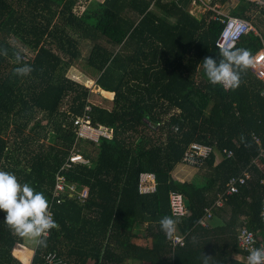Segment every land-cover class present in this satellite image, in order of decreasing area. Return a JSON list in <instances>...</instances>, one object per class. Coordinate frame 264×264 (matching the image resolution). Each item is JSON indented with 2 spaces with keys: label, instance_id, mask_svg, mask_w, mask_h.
<instances>
[{
  "label": "trees",
  "instance_id": "obj_1",
  "mask_svg": "<svg viewBox=\"0 0 264 264\" xmlns=\"http://www.w3.org/2000/svg\"><path fill=\"white\" fill-rule=\"evenodd\" d=\"M236 1L228 14L251 21L257 34L243 35L235 48L252 56L262 48L264 11L251 0ZM192 2L204 4L0 0V52L7 49V55L0 54V171L14 174L49 203L55 174L73 147L88 160L65 172L68 182L88 189L87 198L81 203L65 196L54 206L57 227L44 245H36L33 264H44L43 256L52 252L65 264L89 259L94 264H204V255L208 264H243L237 259L243 256L238 228L262 236L264 97L248 68L235 89L208 81L203 59L219 61L222 24L211 10L192 15ZM82 42L90 45L84 58ZM16 52L33 68L30 75L14 74L21 66ZM70 69L93 80V87L67 77ZM93 90L107 94L111 107L90 101ZM87 104L89 124L111 139L91 143L76 137L73 121ZM192 143L212 147L195 165L183 162ZM229 150L233 155L227 158ZM244 172L249 180L212 210L207 229L201 227L204 210L231 177ZM141 173L155 175L154 193H139ZM169 192L183 196L185 217L171 216ZM164 216L178 221L183 246L173 247L161 230ZM5 217L0 210V264H22L13 255L22 237Z\"/></svg>",
  "mask_w": 264,
  "mask_h": 264
},
{
  "label": "built area",
  "instance_id": "obj_2",
  "mask_svg": "<svg viewBox=\"0 0 264 264\" xmlns=\"http://www.w3.org/2000/svg\"><path fill=\"white\" fill-rule=\"evenodd\" d=\"M256 3L259 10L264 11V0H251ZM209 10L214 12L213 20L222 24L220 35L216 41V46L232 47L235 48L239 39L249 33L254 32L257 34L255 28L250 22L239 17L230 16L220 11V7L217 5L210 6ZM262 41V48L254 53L251 57L253 63L248 67V72L251 78L260 85V94L264 97V42ZM26 60L25 57H23ZM224 89H228L221 85ZM91 105L87 104L84 108V112L81 117L73 121V125L76 127V137L84 139L91 143H97L100 138L111 139V135L92 127L90 122ZM176 130V129H175ZM258 143V140H256ZM212 152V147L200 143H192L189 145L183 155V162L189 165H195L202 159L207 158ZM227 158L232 157V151H224ZM88 160L85 159L76 149L75 146L70 151L67 159L57 170L54 177V184L51 189V197L48 203V211L54 218L53 208L55 205H59L64 201L65 196L75 197L79 202L83 203L88 196V189L86 187L79 188L75 184L67 181L65 172L70 170L75 165H86ZM250 175L248 172H244L239 176L231 177L226 183L225 190L218 195L214 204L204 210V215L199 220V225L205 229L209 227V221L212 218V210L223 206L226 198L232 194H236L239 188L245 185L249 180ZM264 184V179L261 181ZM138 191L140 194H151L156 191V180L153 173H141L138 180ZM168 202L170 213L172 217L182 218L187 214V209L184 204V198L180 193L169 192ZM260 221L262 224V236H257L253 231L246 227H240L237 230L236 242L237 247L242 251V263L248 264L247 257L249 252L253 248L264 247V198L262 200L260 210ZM51 230V229H50ZM50 230L45 237H48ZM170 243L173 247L176 245L183 246L184 240L182 236L174 235L170 239ZM44 264H65V261L60 258L55 252L48 253L43 256ZM28 264H33L32 259Z\"/></svg>",
  "mask_w": 264,
  "mask_h": 264
},
{
  "label": "clouds",
  "instance_id": "obj_3",
  "mask_svg": "<svg viewBox=\"0 0 264 264\" xmlns=\"http://www.w3.org/2000/svg\"><path fill=\"white\" fill-rule=\"evenodd\" d=\"M219 52V61L212 56L203 59L205 75L212 85L219 84L235 89L241 83V72L253 63L251 53L244 48L227 46L221 47ZM0 54L7 55V49ZM14 55L16 63L21 65L14 69V74L30 75L33 68L21 63L22 56L19 52ZM48 207L43 193L36 192L27 183L21 185L14 174L0 171V210L6 213L5 221L17 235L37 246L44 245L47 232L57 227ZM159 223L168 238L174 237L178 224L176 219L164 216ZM208 257L204 255V264H208ZM247 261L248 264H264V247L251 249Z\"/></svg>",
  "mask_w": 264,
  "mask_h": 264
},
{
  "label": "rangeland",
  "instance_id": "obj_4",
  "mask_svg": "<svg viewBox=\"0 0 264 264\" xmlns=\"http://www.w3.org/2000/svg\"><path fill=\"white\" fill-rule=\"evenodd\" d=\"M211 0H203L204 4H201L200 2L198 3H195V2H192L188 8L189 12L194 15V16H197L199 17L200 15L204 14L206 11L209 10V7L211 5H208ZM236 0H231L229 1L228 3H226L225 5H222L220 7V11L225 13V14H228V11L230 9H232L235 4H236ZM258 12V11H257ZM252 17L253 15H256V12H250L249 13ZM251 22V21H250ZM252 23V22H251ZM257 32V31H256ZM264 40V39H263ZM89 48H90V45H88L86 42H82L81 45H80V50L82 52V55L83 57L81 56V58H84L85 56H87L88 54V51H89ZM31 53H29V56H32V54L30 55ZM77 72H80L79 70H75L72 71V78H75V80H77L78 82H80L81 84H83L85 87L91 89L94 85V81L93 80H90L89 78H87L82 72H80L82 75H84L86 78L84 77H73L74 74L76 75ZM90 101L96 103V104H102L108 108L111 107L112 105V102L111 99L109 98V96L105 93H100L99 91H92L90 96ZM64 102H67V99L64 100ZM66 106V105H65ZM64 106V107H65ZM194 171L192 170H189V173H193Z\"/></svg>",
  "mask_w": 264,
  "mask_h": 264
},
{
  "label": "crops",
  "instance_id": "obj_5",
  "mask_svg": "<svg viewBox=\"0 0 264 264\" xmlns=\"http://www.w3.org/2000/svg\"><path fill=\"white\" fill-rule=\"evenodd\" d=\"M102 1V0H100ZM72 71H74V69H70L68 71V74H67V77L69 78H72ZM73 77H84L86 78L84 75H82L80 72H77V74ZM88 78V77H87ZM75 80V78H72ZM77 81V80H76ZM78 82V81H77ZM80 83V82H79ZM177 179V178H176ZM178 179H181V178H178ZM177 179V180H178ZM210 224V222H209ZM143 233L141 232V235L140 236H143L142 235ZM139 238V239H138ZM137 239V243L140 242V237H138ZM22 239V243L23 245H16V249L15 251L13 252V255L15 258H17L22 264H28L29 263V260L33 258V254H34V249L36 248V244H33V243H30L28 240H26L25 238H21ZM237 259L239 260H242L241 256L237 255ZM86 264H94L93 260H88ZM123 264H142V263H138V262H135V261H126L125 263ZM146 264V263H145Z\"/></svg>",
  "mask_w": 264,
  "mask_h": 264
}]
</instances>
